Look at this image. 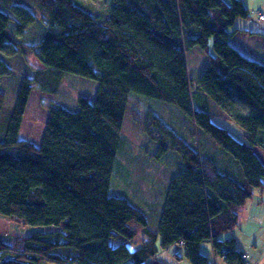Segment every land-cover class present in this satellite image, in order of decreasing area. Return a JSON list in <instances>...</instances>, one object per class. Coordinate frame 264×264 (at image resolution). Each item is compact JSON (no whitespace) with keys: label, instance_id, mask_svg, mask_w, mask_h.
<instances>
[{"label":"trees","instance_id":"16d2710c","mask_svg":"<svg viewBox=\"0 0 264 264\" xmlns=\"http://www.w3.org/2000/svg\"><path fill=\"white\" fill-rule=\"evenodd\" d=\"M90 1L109 2V16L75 0H0V52L16 49L42 66L22 79L8 114L0 90V217L33 230L0 241V264H171L162 253L180 244L184 254L175 256L191 264H245L236 239L224 236L241 226L254 190L264 189V62L229 41L248 9L242 0ZM36 25L34 41L19 39ZM194 47L210 57L196 80L186 66ZM0 66L10 73L2 59ZM65 72L96 80V95L79 96L76 111L45 105L41 144L21 139L33 90L57 94ZM135 96L176 106L239 168L203 155L199 138L191 145L153 111L143 117L139 103L129 106ZM211 110L248 142L214 123ZM127 115L159 143V158L173 152L183 162L156 232L143 209L110 193ZM206 244L214 256L203 253Z\"/></svg>","mask_w":264,"mask_h":264},{"label":"rangeland","instance_id":"374dc122","mask_svg":"<svg viewBox=\"0 0 264 264\" xmlns=\"http://www.w3.org/2000/svg\"><path fill=\"white\" fill-rule=\"evenodd\" d=\"M75 2L92 14L97 13L101 16L107 14L109 7V2L106 1L75 0ZM107 16H109V12ZM33 32H37L38 34L40 28L36 25L19 39L23 42L30 43L36 38L34 37L36 34L33 35ZM211 53L213 54V51ZM1 59L10 70L9 73L4 66H0V90L5 91L7 94L6 109L8 114L16 105L22 79L24 77H35L37 70L42 68V66L35 57L25 55L16 49L0 52ZM209 65L210 57L207 52L199 47L187 50L186 66L189 77L194 80L199 79ZM37 84V82H34L35 87H38ZM98 86L99 83L94 79L65 72L61 75L60 88L57 94H48L35 88L29 100L20 138L28 139V141L40 145L39 142L48 121V113L44 108L45 105L57 102L71 111H76L78 109L77 98L79 96H90L94 98ZM191 91L195 96L194 103L196 108L203 109V106L198 103L194 85H191ZM135 97L129 106L131 108L139 103L138 105L141 107V111H143V117H146L145 110L153 111L165 124L174 129L180 136L184 137L191 145L197 146L199 138V147L203 155L219 159L221 164H223L222 167L232 164L233 167L239 168L236 162L227 153L217 147L205 133L202 131L197 132L191 121L176 106L159 100ZM211 109H214L217 113L214 107ZM211 111L213 115L212 121L214 123L228 129L238 140L248 142L234 122L216 115L213 110ZM2 133L0 131L1 138L3 139ZM122 136V143L117 153L110 193L113 196L127 198L133 205L143 209L149 217L150 228L156 232L159 227L163 207L167 200L171 181L175 174L183 169V162L173 152L159 158L157 156L160 148L159 143L150 140L144 129L136 124L129 115L125 118ZM225 158H228L230 162ZM262 194H264V189L254 190V196L246 203L241 225L244 228V234H248L245 239L251 241L248 237L252 240L255 238L258 240L260 238L261 241L258 242V246L264 251V202H260L262 200ZM249 219L251 221L248 223ZM260 220H262V223L259 226L260 222L257 223V221ZM250 223L252 228L247 229ZM254 230L257 231L254 234H250ZM239 231L240 227L233 233L226 234L224 237L232 238ZM142 238L136 239L134 244L130 245L132 250L137 249V245L142 241ZM118 243L119 241H113L115 245ZM246 244H249V242H240L239 248H242ZM182 245H174L167 252H163V258L171 264H191L188 259L184 258L183 260H179L175 256H183L184 248L181 247Z\"/></svg>","mask_w":264,"mask_h":264},{"label":"crops","instance_id":"0c3cea01","mask_svg":"<svg viewBox=\"0 0 264 264\" xmlns=\"http://www.w3.org/2000/svg\"><path fill=\"white\" fill-rule=\"evenodd\" d=\"M242 1L246 6V8L248 9L250 17L248 19L236 20L234 26L231 29H229V41L233 46H235L237 49H239L248 57L260 62H264V20L260 21L257 15V12H261V14L264 15V0H242ZM201 101H202L201 104H203L205 101L204 98L201 99ZM247 113L248 112L246 111V114ZM41 142H42V137L39 143L41 144ZM35 144L39 146L37 143ZM261 199L262 200H260V202L263 203L264 194L261 195ZM250 221L251 220L249 219L248 223ZM257 223H259L260 226L262 220L257 221ZM250 227H251V223L247 226V229H249ZM31 231L33 232V230L31 229L29 230L28 228L18 227L7 218L0 217V241L6 239L12 240L17 235H22V234L27 235ZM255 231L257 230H254L250 234H254ZM246 235L248 234H244V228L241 225L240 231L236 233V236H234L237 243L236 247L243 253L249 255V264H264V251L258 246V242L261 241L260 238L256 240V238L254 237L255 239L252 240L250 237H248L249 240H251L248 241L247 239H245V237H247ZM10 236L12 237L9 239ZM242 241L243 243H246L247 241L249 242V244L243 245L242 248H239V244ZM203 253H205L208 256L213 255L211 246L209 244H206L203 247ZM214 262L215 264H225L223 259L221 258H214Z\"/></svg>","mask_w":264,"mask_h":264},{"label":"built area","instance_id":"2783aa9c","mask_svg":"<svg viewBox=\"0 0 264 264\" xmlns=\"http://www.w3.org/2000/svg\"><path fill=\"white\" fill-rule=\"evenodd\" d=\"M257 15H258L260 21L264 20V15L263 14H261L260 12H257ZM242 260L244 261L245 264H249V255L244 253L242 255Z\"/></svg>","mask_w":264,"mask_h":264},{"label":"bare ground","instance_id":"6f19581e","mask_svg":"<svg viewBox=\"0 0 264 264\" xmlns=\"http://www.w3.org/2000/svg\"><path fill=\"white\" fill-rule=\"evenodd\" d=\"M260 13H261V12H260ZM258 18H259V17H258ZM195 107H196V106H195ZM30 233H31V232H30ZM30 233H29V234H30Z\"/></svg>","mask_w":264,"mask_h":264}]
</instances>
